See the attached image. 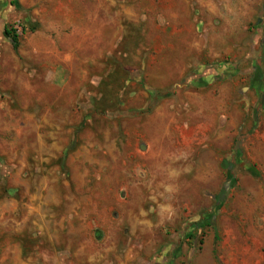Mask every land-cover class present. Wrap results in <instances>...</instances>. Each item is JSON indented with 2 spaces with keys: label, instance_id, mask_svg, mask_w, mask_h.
Instances as JSON below:
<instances>
[{
  "label": "crops",
  "instance_id": "0c3cea01",
  "mask_svg": "<svg viewBox=\"0 0 264 264\" xmlns=\"http://www.w3.org/2000/svg\"><path fill=\"white\" fill-rule=\"evenodd\" d=\"M32 1L35 7L39 0ZM93 1L80 5L78 0L65 1L55 9L65 11L64 22L49 25L42 39L33 38V53H43L59 68L47 71V82L58 77L56 86L65 88L64 74L73 72L75 58L85 66L82 83L89 84L91 73L107 71L102 65L92 71L89 63L104 64L102 59L112 53L133 59L134 66L126 68L132 75L139 71L136 63L152 54L155 43L168 58L177 53L178 69L169 74L187 75V84L175 85L171 89L175 93L157 101L153 91L170 88L150 87L144 103H136L145 108L150 104L145 113L124 110L116 115L113 110L119 119L114 120L112 139L85 132L75 146L68 142L74 138L71 129L66 130L69 116H57L64 130L54 125L57 130L42 134L37 131L42 118L35 115L39 126L33 138L46 136L50 152L64 153L67 173L61 184H45V196L24 194L15 200L27 202L34 235L54 239L61 251L45 260L49 264H155L149 259L163 249L165 258L170 250L182 257H172L170 262L162 258L156 264H264V0ZM45 41L53 47L42 45ZM122 43H127V50L121 49ZM200 69L211 72L209 80L189 83ZM115 70L108 74L117 76ZM133 121L134 128L127 129ZM58 140L67 144L61 146L63 151ZM99 154L107 158L105 163L98 160ZM84 160L99 168L106 165L113 178L103 186L88 185L84 178L91 165L85 166ZM74 162H82L81 167L74 168ZM73 185L85 200L95 190L113 201L118 216L112 228L119 240L115 233L105 242L87 240L65 222L71 238L63 246L58 242L51 227L63 231L62 220L72 211L65 203L69 199L59 196ZM9 200L14 199L0 198L1 210H7ZM137 235L146 237V242H132ZM40 257L38 253L37 259L17 264H40Z\"/></svg>",
  "mask_w": 264,
  "mask_h": 264
},
{
  "label": "rangeland",
  "instance_id": "374dc122",
  "mask_svg": "<svg viewBox=\"0 0 264 264\" xmlns=\"http://www.w3.org/2000/svg\"><path fill=\"white\" fill-rule=\"evenodd\" d=\"M65 1L67 0H39L33 7L32 0H0V198L8 196L9 199H14L9 200L7 210L0 209V264H17L25 262L26 259L35 260L38 258V253L41 254L39 263L49 264L45 259L49 255L58 256L61 252L58 246L55 247L54 239L50 240L42 234V237L38 234L34 235L33 221L24 206L27 202L15 201L24 194L27 197L36 193L45 196L48 191L46 183L49 185L58 181L61 184L66 180L67 173L63 170L64 153L55 150L50 152L49 147L52 145L46 136L41 139L33 138V132L39 126V123L33 120L37 113L39 114L36 116L42 118L37 131L41 130L42 134H47L50 128L56 129L52 127L54 125L57 129L64 130L60 122L62 119L57 116L58 114L69 116L66 130L71 129L74 138H70L68 142L72 141L77 146L78 142L80 143L79 137L85 132L94 133L96 138L108 136L112 139L116 130L114 120L119 119L115 114L119 115L124 110L125 112L130 110L132 113L134 110H142V113L151 110L150 104L146 108L143 104L136 106V103H144L145 94L149 96L150 87L170 88L166 89L167 91H153L154 99L157 101V98L164 94L175 93L171 91L175 85L187 84L185 78L187 75L184 74L181 78L180 75L169 74L178 69L179 62L175 58L177 53H172L168 58L167 52L161 53L160 46L155 43L152 54L148 53L151 54L149 57L143 56L140 62L136 63L139 71L132 75L126 68L134 66L133 59L112 53L110 57L102 59L104 64L98 60V63H95L96 60L89 63L93 68L92 71L99 70L97 65H102L107 70L105 74L91 73L89 84L82 83L85 66L75 58L73 72L64 74L65 88L56 86L58 77L47 82L45 80L47 71L49 69L58 71L59 68L53 61L45 59L43 53H33L32 41L34 37L37 38L42 34L47 36L44 29L49 25L64 22L65 11L55 9H59ZM82 1L94 3L93 0H78V5ZM18 3L21 4V9ZM6 27L15 30L20 37L21 47L18 52L4 37ZM42 45L53 47V43L49 44L46 41ZM121 49L127 50V43H122ZM150 66L153 69H143ZM114 68L117 76L115 73L109 75L108 72H112ZM97 77H100L98 82ZM145 87L148 89H144ZM113 110L116 111L115 114L112 113ZM87 114L94 116L88 118ZM97 114L103 115L97 117ZM134 123L131 122L127 129H133ZM63 142L65 140H58L57 146L61 151L63 147H67ZM109 144L113 146L112 142ZM93 156L96 158L94 153ZM97 158L101 162L104 161L103 163L107 159L102 154ZM84 161L87 162L85 165L87 167L93 164L91 160ZM73 164L74 168L81 167L82 162ZM89 170V174L84 178L88 185L99 183L103 186L105 181L113 178V172L106 165L99 168L94 164L89 166ZM78 173L80 174V171ZM78 179L81 181V176H78ZM59 197L64 201L68 198V202L65 203L72 206L68 218L62 220L63 231H58V226L51 227L52 232L57 233L58 242L62 246L71 238H68L69 232L64 230L68 222L72 230H80L87 240L105 242L108 241L111 233H115V240L118 239L117 233L112 228L117 218H114L115 214L118 216L117 209L112 205L113 201L95 190H92L90 198L85 200V195L77 191L75 185L68 192L64 190ZM146 240V237L139 235L132 238V242L138 245H142ZM162 250L151 256L149 261L158 263L160 259L165 258ZM178 256L182 257L176 251L170 250L164 260L170 262V258H178Z\"/></svg>",
  "mask_w": 264,
  "mask_h": 264
},
{
  "label": "trees",
  "instance_id": "16d2710c",
  "mask_svg": "<svg viewBox=\"0 0 264 264\" xmlns=\"http://www.w3.org/2000/svg\"><path fill=\"white\" fill-rule=\"evenodd\" d=\"M5 35L7 39L11 42L13 49L17 52L20 48L21 42H20V37L17 34L15 30L12 28L6 27L5 28Z\"/></svg>",
  "mask_w": 264,
  "mask_h": 264
},
{
  "label": "built area",
  "instance_id": "2783aa9c",
  "mask_svg": "<svg viewBox=\"0 0 264 264\" xmlns=\"http://www.w3.org/2000/svg\"><path fill=\"white\" fill-rule=\"evenodd\" d=\"M210 73L211 72H209V70L203 72V70L200 69V70H198L196 72L195 75L192 76L193 78L191 80H188V82L192 83V82L195 81V83H196V82H198L199 80H202V79H204L205 81H208L209 78L211 77Z\"/></svg>",
  "mask_w": 264,
  "mask_h": 264
}]
</instances>
